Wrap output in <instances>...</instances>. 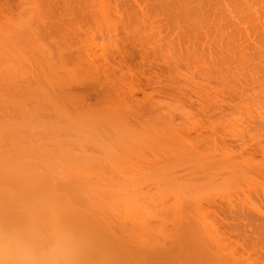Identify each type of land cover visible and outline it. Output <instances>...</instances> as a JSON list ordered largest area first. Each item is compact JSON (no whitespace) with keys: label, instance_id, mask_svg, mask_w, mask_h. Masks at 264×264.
Listing matches in <instances>:
<instances>
[{"label":"rangeland","instance_id":"rangeland-1","mask_svg":"<svg viewBox=\"0 0 264 264\" xmlns=\"http://www.w3.org/2000/svg\"><path fill=\"white\" fill-rule=\"evenodd\" d=\"M39 1L41 9L26 4L0 12V146L24 153L23 158L37 151L30 160L24 158L26 168H52L60 179H98L129 189L127 201L136 203L135 208L123 207V196H114L122 205L110 209L106 203L104 210L106 227L111 226L105 229L104 243L110 249L116 244L119 262L264 264L258 258L264 227L255 221L250 204L197 198L232 190L264 193V177H232L225 166L231 158L240 164L264 162V151L250 143L259 133L228 97L226 77L234 65L228 67L217 55L214 62L207 51L202 53L207 49L203 42L187 41V46L160 39L168 25L159 12L103 13L101 7H90L89 0ZM242 65L237 72H255L254 65ZM129 80L132 85H123ZM243 133L252 136L247 144L242 143L245 136L239 138ZM259 201L262 207L264 200ZM188 224L192 226L186 228ZM147 238L158 253L145 246Z\"/></svg>","mask_w":264,"mask_h":264},{"label":"bare ground","instance_id":"bare-ground-1","mask_svg":"<svg viewBox=\"0 0 264 264\" xmlns=\"http://www.w3.org/2000/svg\"><path fill=\"white\" fill-rule=\"evenodd\" d=\"M68 3L67 4L65 3V6L67 7V9L72 7ZM26 4H28V8L33 6L32 7L33 9L34 8H40L41 9V7L43 5V4H40L39 0H0V7H1L0 12L4 13L5 7H7V9H8V7L12 8L14 6H18V7L23 6L24 7V6H27ZM88 4L90 7H101L103 10V13H109L111 10H114V9H116L117 11H126V12L127 11L137 12L138 10H141L142 12H151V13L159 12L164 16V19L167 21V25H168V26L165 25V27L167 26V29H166L167 32L164 35L161 34L160 39L163 38V39H169L170 41L172 40L171 41L172 44H173V41H175V42L177 41L179 44H181V43L186 44L187 41L193 42L194 44L196 42L197 43L203 42L204 47L206 46L207 49L205 50V52H203L202 49H201V51L204 54H206V51H207V55L210 56V59L212 57V60H213V58H214L213 56L217 55V56L221 57V59H219V60H221V62H223L224 64L225 63L228 64L227 65L228 67H231L232 65H234L233 67L236 70L234 69L233 71L235 73L231 72L232 71L231 70L230 71L231 75H230V73H227L229 77L228 76L226 77L227 78V81H226L227 86L226 87H228V90H227V88H226V90L229 93L228 97H232L233 99L236 100V102L238 103V104L236 103V106L238 105L237 109H239V111L241 113H243L244 115L246 113L247 114L246 116H249L247 118L251 121V125H252L251 127H255L254 129L257 130L255 133V131L252 129L253 132L255 134L259 133L258 135H256V136H258L257 138L254 135H253V137L251 135L249 137L247 134H246L247 135V137H246L245 133L239 135V138L241 136H242L241 139L244 136L246 137V138L244 137L242 139L243 144H247L249 142V141H247V139L250 140L249 138H251V137L254 138L253 140L251 139L252 142H250V143H252L254 147H258L262 151H264V71H263L264 69L263 70L261 69V67L264 68V0H89ZM2 8H4V9H2ZM36 10H38V9H36ZM38 11H40V10H38ZM2 30H4V29H2ZM170 41H168V42H170ZM178 43H176V45ZM188 44L189 43H187V46H188ZM187 46H185V47H187ZM178 47L181 48V45L180 46L178 45ZM204 47H203V49H204ZM184 51L186 53H188L185 50V48H184ZM198 51H200V50H198ZM198 51H197V55H199ZM202 53H201V55H202ZM182 56H183V53H182ZM217 56H216V58L218 59ZM180 58H182V57L180 56ZM185 61L187 62L188 60H185ZM188 62H191V61H188ZM248 62L250 65H254L253 67L251 66L252 69H255L254 73H252L251 75L248 74L250 76H245L241 73L242 72L241 70H240V72L239 71L237 72L238 67L241 68L242 64H244V63L246 64ZM255 62L258 64H255ZM108 64H110V63H108ZM246 65H242V66H246ZM250 65H247V66H250ZM113 66H115V65H113ZM121 68L122 67H120L119 70ZM221 68H223V67H221ZM248 68L249 67H247V69ZM228 70H229V68H228ZM248 71H247V73H248ZM247 73H246V75H247ZM249 73H251V72H249ZM125 74L126 73H124V75ZM127 82H129L130 84ZM127 82L123 83V85L124 84L125 85H127V84L132 85L131 83H133L134 81L131 82L129 80ZM135 89L136 88L134 87V90ZM129 91H131V88L129 89ZM135 91H137V89ZM106 94H108V93H106ZM116 94H117V92H116ZM134 96H136V95L134 94ZM218 97H219V95L216 96V99H219L220 101H225L224 97L221 99ZM252 102H253V104H252ZM249 103L252 105H255V107L252 106L255 109L251 107L253 109V111L250 109V112L252 111L251 113L248 112L249 111L248 107L250 105ZM236 106H235V109H236ZM5 107H7V106H5ZM0 108H2V107H0ZM256 111H257V113H256ZM252 113L254 115H250ZM247 118L246 119L244 118V120H246V123H247V127L246 126L245 127L249 129V128H251L250 123H248L250 121ZM0 123H2V122H0ZM1 125H0V127H2ZM14 127H17V126H14ZM6 128H7V126H6ZM257 128L260 130V132H258ZM249 130H251V129H249ZM247 132L248 131H246V133ZM245 141H247V142H245ZM6 149L7 148H3L2 145L0 146V209H3L5 211H12L15 208L21 207L23 205L40 206L49 212L58 214L62 218V220L66 224L70 225L73 228V230L79 235V237L81 238V241H82V253H81V258H80V264H120V263L123 264L124 263V262L122 263L121 261L119 262V260L117 259V257L119 255L116 253V250H117V249H115L116 246H113L116 244L113 243V245L111 247L112 249H110L109 248L110 245L104 243L105 242L104 236H106V235H104L106 232L105 229L110 226V224H109V226L106 227L105 220H104V210L106 208L105 207L106 203L111 205V206L109 205L110 209L111 208L112 209L117 208L118 206H120V204L122 202L118 201L119 199L116 197V199L118 201L117 202L115 199L112 198L114 196H121V197L123 196L121 198V199H125L124 200L125 203H124L123 207H125V205H127V207L129 208V206L133 207V205H136V203L129 202V201H131L129 198V195H130L129 189L127 190L126 187H122L121 184H117V183L115 184V183H109V182L108 183L97 182L98 179H97V181H96V179H95V181H91L93 179L85 180L83 178H82L83 180L82 179L76 180V179H72L71 177L70 178L65 177L64 179L63 178L60 179L58 176H57L58 178L56 177V174L54 173V171H51L52 168H51V170H49L47 168L44 170L43 169L40 170V168H38V170H36L37 168L36 169L35 168H26V166H24V164L26 163L24 158L26 160H28L29 157L32 156V154L34 155L37 152L36 150H35L36 152H34V153L32 152L34 150H32V151L30 150L31 153L28 152V155H30V154L31 155L28 156L26 154L25 156H28V157L26 158L24 156V158H23L22 155H24V153L22 154L20 151L18 152L17 149H16L17 152L15 150H13V151H15L14 154H12L13 151L10 153ZM23 149H24V147H23ZM37 149H38V147H37ZM45 150H43V154L47 151V150L46 151ZM40 151H41V149H40ZM9 153L12 156L9 155ZM10 156L12 159H10ZM39 156H40V154H39ZM54 158L56 159V157H54ZM33 159H35V158H33ZM47 159L49 160V158H47ZM58 162L59 161H57V163ZM89 162H90V160H89ZM252 163H250L249 161H247V162L245 161V163L243 162V164L242 163L240 164V163L233 161L231 158L230 160H227V165L225 164V166L226 167L228 166V168H226V170L228 169L227 172H228V174L230 172L231 173L230 175L232 177H237V178L241 177V176L246 177L249 174L251 176V173H255V174H257V176L264 177V162L257 164V162L252 161ZM58 164L60 165V162ZM65 164L67 165V163H65ZM95 164L98 165L99 163L98 164L95 163ZM95 164H90V165H92L95 168L96 167V166H94ZM63 165H60V166L62 167ZM99 166H100V164H99ZM90 168H91V166H90ZM101 168H103V170L105 169L104 167H101ZM63 169H65V166ZM57 171H59V170H57ZM93 171L95 173V169ZM65 172H67V171H65ZM70 172L72 174V170ZM61 173H63V171ZM74 173H75V175L79 174V172L76 173V171H74ZM85 174H86V172H84V175ZM79 175L84 177V175H81V174H79ZM223 175H226V174L224 173ZM65 176H67V174ZM77 177H79V176H77ZM89 177H91V176H89ZM245 179H248V178H245ZM235 180H239V179H235ZM107 181H108V179H107ZM233 182H232L233 185L231 184V186L234 187L237 181L235 183H233ZM126 186H129V185H126ZM143 186L145 187V185H143ZM236 186H238V184ZM131 188H132V186H131ZM176 189L178 191L177 187H176ZM181 189H179V190H181ZM184 192H179V193H181L180 196ZM235 192L236 191L232 190V192H227V193H221V192H219V193L212 192V193H206V194L200 193L201 195L200 196L197 195V198L205 197V198H209V199H215L218 196L221 199H227L228 202L231 203V204L228 203L229 205H232L233 199L234 200L239 199L241 202L240 203L241 205H242V203L248 204V205L250 204L254 208V210H256V212L253 211V212H255V215H254V217L256 219L255 221L257 222V219H258V221H259L258 224L259 225L261 224L260 227L262 225L264 227V204L262 203V207H259V205H258L260 203L259 200H262V201L264 200V198L262 197V196H264V193L262 194V192H261L262 196L260 194L256 195V193H255L256 196L255 195L253 196L252 194L247 193V192L246 193L243 192L242 194L240 192L239 193L238 192L235 193ZM149 195H150V193H149ZM111 198L116 202H112L113 200H111ZM127 198L129 199V201H127ZM109 200H111L110 201L111 203L109 202ZM241 200H243V202ZM256 200H258L259 203ZM250 205H249V207L251 208ZM133 208H135V207H133ZM146 225H148V224H146ZM144 226H145V224H144ZM188 226L191 227L192 225L188 224L186 226V228ZM154 227H156V226H154ZM161 227H163L162 230H165L164 229L165 226H159V229ZM190 227H188V228H190ZM202 227L203 226L201 225V228ZM201 228H200V231H201ZM143 229L144 228L141 229L142 232H144ZM148 229H149V226H148ZM152 229H153V227H152ZM159 229L157 227L155 229L156 230L155 233H158L160 235V233H162V230L159 233L157 231ZM192 229H193V227H192ZM207 229H208V227H207ZM261 229L264 230V228H262V227H261ZM109 230H111V229H109ZM144 230H146V228ZM149 230H148V232L152 231V230H150V231ZM263 230L261 231L262 233H263ZM165 232H166V230H165ZM132 233L130 234L131 236L135 235V232H134V234H132ZM145 234H146V232H145ZM148 236H150V235H148ZM144 237H146V235H144ZM151 237L154 238V236H151ZM142 239H143V237H142ZM145 240H146L145 246L147 248L152 247L151 249L155 250V252H156V247L151 246V244L153 245V243L150 242L151 239L147 238ZM147 240H150V241H147ZM154 240H156V238ZM154 240H153V242L155 243L156 241H154ZM159 241H160V239H159ZM159 241H157L158 243L156 242L157 243L156 245L159 244V247H160L161 243H159ZM141 242H138V243H141ZM147 242H150V244L148 243L149 244L148 245ZM143 243L145 244V241ZM106 245L107 246L109 245L108 246L109 249L107 248ZM165 245H167V244H165ZM181 245H183V244H181ZM185 245H184V248H185ZM161 246L163 247L164 244H162ZM208 246H207V249H208ZM134 247H137V246L135 245ZM141 248H142V250L144 248V251L146 250L145 247H142V245H141ZM141 248H139V249H141ZM204 248H205V246H204ZM263 249H261V251L263 253L260 254V256H258V258L262 257L261 258L262 260H264V250ZM106 251H107V253H106ZM108 251L110 253H108ZM136 251L139 252V254H140V252H142V251L137 250V248H136ZM148 251H149V249H148ZM184 251H185V249H184ZM198 252H200V251H198ZM156 253H158V252H156ZM123 254H124V252H123ZM196 254H197V251H196ZM145 256H147V254H145ZM257 260H259V259H257ZM136 263L141 264L142 262L139 263L136 261ZM142 264H144V263H142ZM151 264H153V263H151Z\"/></svg>","mask_w":264,"mask_h":264},{"label":"clouds","instance_id":"clouds-1","mask_svg":"<svg viewBox=\"0 0 264 264\" xmlns=\"http://www.w3.org/2000/svg\"><path fill=\"white\" fill-rule=\"evenodd\" d=\"M82 241L56 214L37 205L0 209V264H80Z\"/></svg>","mask_w":264,"mask_h":264}]
</instances>
